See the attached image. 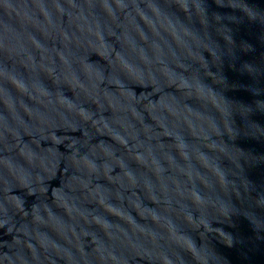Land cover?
Wrapping results in <instances>:
<instances>
[{
  "label": "water",
  "instance_id": "water-1",
  "mask_svg": "<svg viewBox=\"0 0 264 264\" xmlns=\"http://www.w3.org/2000/svg\"><path fill=\"white\" fill-rule=\"evenodd\" d=\"M0 264H264V0H0Z\"/></svg>",
  "mask_w": 264,
  "mask_h": 264
}]
</instances>
